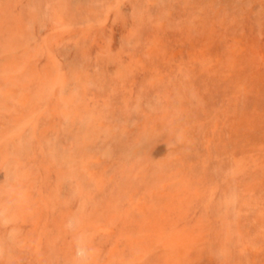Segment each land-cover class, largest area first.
<instances>
[{"label": "rangeland", "instance_id": "obj_1", "mask_svg": "<svg viewBox=\"0 0 264 264\" xmlns=\"http://www.w3.org/2000/svg\"><path fill=\"white\" fill-rule=\"evenodd\" d=\"M263 73L264 0H0V264H264Z\"/></svg>", "mask_w": 264, "mask_h": 264}, {"label": "bare ground", "instance_id": "obj_2", "mask_svg": "<svg viewBox=\"0 0 264 264\" xmlns=\"http://www.w3.org/2000/svg\"><path fill=\"white\" fill-rule=\"evenodd\" d=\"M14 5H15V4H14ZM9 24H10V23H9ZM21 25H22V24H21ZM31 56H32V52H31ZM32 57H33V56H32ZM36 59H37V58H36ZM30 60H31V57H30ZM45 70H46V69H45ZM32 71H33V70H32ZM34 71H36V69H35ZM30 72H31V71H30ZM263 74H264V73H263ZM19 75H20V74H19ZM39 83H40V82H39ZM25 84H26V83H25ZM26 85H27V84H26ZM38 85H39V84H38ZM40 86H41V85H40ZM39 90H40V89H39ZM29 104H30V103H29ZM18 106H19V105H18ZM14 108H15V107H14ZM14 108H12V109L14 110ZM17 108H18V107H17ZM31 108H32V107H31ZM18 110H19V109H18ZM18 110H17V111H18ZM32 110H33V109H32ZM18 112H20V110H19ZM45 112H46V111H45ZM49 113H50V112H49ZM5 114H7V113H5ZM16 116H18V115H16ZM23 117H24V116H23ZM23 117L21 116V118H23ZM19 118H20V117H19ZM41 119H42V118H41ZM43 122H44V121H43ZM23 132H25V131H23ZM23 132H22V133H23ZM38 132H39V131H38ZM41 132H42V131H40V133H41ZM29 133H30V132H29ZM40 133H37V134L40 135ZM31 134H32V133H31ZM41 134H42V133H41ZM46 134H47V133H46ZM28 135H29V134H28ZM43 136H44V135H43ZM45 136H46V135H45ZM39 137H40V138H43V137H41V135H40ZM40 142H41V141H40ZM40 142H39V143H40ZM44 149H45V148H44ZM46 151H47V150H46ZM38 153H39V151H38ZM40 153H41V152H40ZM41 155H42V153H41ZM43 155H44V154H43ZM44 156H45V155H44ZM43 158H44V157H43ZM44 159H47L46 156H45ZM42 160H43V159H42ZM33 161H35V160H33ZM30 162H31V161H30ZM41 162H42V161H41ZM28 163H29V162H28ZM42 164H43V163H42ZM53 164H54V162H53ZM53 164H52V165H53ZM26 165H27V164H26ZM40 165H41V164H40ZM52 165H51V167H54V166H55V164H54V166H52ZM45 167H46V166H45ZM45 167H44V168H45ZM48 168H49V167H48ZM41 169H42V167H41ZM46 169H47V168H46ZM42 171H44V170H42ZM45 171L49 172V169H47V170H45ZM55 171H56V172H55ZM39 172H40V171H39ZM54 172H55V173H59V171L57 172V170H54ZM43 173H44V172H43ZM74 173H75V172H74ZM44 174H45V173H44ZM45 176H46V174H45ZM32 177H33V176H32ZM35 178H36V177H35ZM43 178H44V177H43ZM30 179H31V178H30ZM36 179H37V178H36ZM44 179H46V177H45ZM42 180H43V179H42ZM46 180H47V179H46ZM37 181H38V179H37ZM40 182H41V181H40ZM43 185H44V183L42 184V186H43ZM46 185H48L47 182H46ZM44 186H45V185H44ZM18 187H19V186H18ZM39 187H40V186H39ZM39 187H38V188H39ZM44 188H45V187H44ZM17 190H18V188H17ZM8 196H9V195H8ZM10 196H12V195H10ZM35 197H38V196H35ZM39 197H40V196H39ZM33 200H34V202H35V200H38V199H33ZM29 204H31V203H29ZM27 206H29V205H27ZM29 207H30V206H29ZM23 209H24V208H23ZM23 211H24V210H23ZM28 212H29V211H28ZM28 212H27V213H28ZM24 213H25V212H24ZM24 213H23V214H24ZM27 213H25V215H24V218H25V220H26V223H27V221L29 220L28 217H27V219H26V217H25ZM28 214H29V213H28ZM146 214H147V213H146ZM17 217H18V216H17ZM29 224H30V223H29ZM34 225H35V224H34ZM23 226H24V224H23ZM32 226H33V225H32ZM32 226H31V224H30V227H32ZM33 228H34V226L32 227V229H33ZM36 228H37V227H36ZM36 228H35V229H36ZM24 229L26 230L25 227H24ZM27 229H28V227H27ZM30 231H31V230H30ZM30 231H29V232H30ZM34 231H36V230H34ZM26 232H27V230H26ZM31 232H32V231H31ZM136 232H137V231H136ZM140 232H141V231H140ZM32 233H35V232H32ZM125 233H126V232H125ZM123 234H124V233H123ZM140 234H141V233H140ZM138 235H139V234H138ZM32 236H34V235L32 234ZM172 244H173V243H172ZM162 247L165 248V246H162ZM168 247H169V246H168ZM134 249H135V248H134ZM157 249H158V248H157ZM135 250H136V249H135ZM135 250H134V251H135ZM151 250H152V248H151ZM123 252H125V251H123ZM123 252H122V253H123ZM126 253H127V252H126ZM136 253H137V252H136ZM115 254L117 255L118 253H115ZM129 254H131V253H129ZM118 255H119V254H118ZM185 255H186V254H185ZM126 256H127V255H126ZM174 256H175V258L177 257L176 255H174ZM131 257H132V255H131ZM120 258H121V257H120ZM126 258H127V257H126ZM134 258H136V257H134ZM166 259H167V258H166ZM117 260H118V259H117ZM129 260H130V259H129ZM135 260H136V259H135ZM169 260H170V258H169ZM196 260H197V259H196ZM196 260H195V261H196ZM165 261H166V260H165ZM195 261H194V262H195ZM124 262H125V259H124ZM190 262L193 263V260L190 261ZM117 263H118V261H117ZM128 263H129V262H128ZM174 263H175V262H174ZM178 263H179V261H178ZM178 263L176 262L175 264H178ZM186 263H187V261H186ZM167 264H169V263H167ZM170 264H171V263H170ZM195 264H196V262H195ZM197 264H198V263H197Z\"/></svg>", "mask_w": 264, "mask_h": 264}]
</instances>
